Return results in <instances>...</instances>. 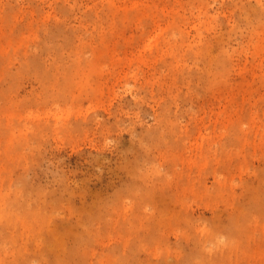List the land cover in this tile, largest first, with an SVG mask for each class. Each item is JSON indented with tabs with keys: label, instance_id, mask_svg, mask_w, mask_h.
Instances as JSON below:
<instances>
[{
	"label": "rangeland",
	"instance_id": "rangeland-1",
	"mask_svg": "<svg viewBox=\"0 0 264 264\" xmlns=\"http://www.w3.org/2000/svg\"><path fill=\"white\" fill-rule=\"evenodd\" d=\"M124 3L0 0V264H264V0Z\"/></svg>",
	"mask_w": 264,
	"mask_h": 264
},
{
	"label": "bare ground",
	"instance_id": "bare-ground-1",
	"mask_svg": "<svg viewBox=\"0 0 264 264\" xmlns=\"http://www.w3.org/2000/svg\"><path fill=\"white\" fill-rule=\"evenodd\" d=\"M123 1L124 0H106V2H107V7L109 8V10H110V12H111V16L112 17H123V16H127L128 15V6H127V4L126 3H124V4H122L123 3ZM137 6H139V5H137ZM191 166H193V164L191 165ZM202 166V165H201ZM200 167V166H199ZM199 169H201V168H199ZM202 170V169H201ZM201 170H199V171H201ZM191 178V177H190ZM219 181V180H218ZM191 182V181H190ZM220 182H222V181H220ZM194 183V184H193ZM192 184H193V186L195 185V182H193ZM191 184V183H190ZM189 184V185H190ZM220 184V183H219ZM221 186L223 185V183L222 184H220ZM225 187H226V185H224ZM189 187V186H188ZM215 187H217V186H215ZM224 187V188H225ZM191 188L193 189L194 187H192V185H191ZM206 188V187H205ZM204 188V189H205ZM222 187H220L218 190H217V188H216V193H218V192H220L221 190H223V189H221ZM191 189V190H192ZM195 189V188H194ZM203 189V190H204ZM221 189V190H220ZM189 190V189H188ZM184 191H185V189H184ZM186 191H187V189H186ZM205 191V193L207 192V188H206V190H204ZM213 191V190H212ZM214 191V192H215ZM222 192V191H221ZM9 193H11V192H9ZM13 193V192H12ZM16 193H17V191L16 192H14V194H15V196H16ZM209 193V192H208ZM211 193H213V192H210V194ZM179 194V193H178ZM214 194V193H213ZM11 195V194H10ZM186 195V194H185ZM157 196V195H156ZM173 198H174V196L173 195H171ZM177 196V195H176ZM19 197V196H18ZM18 197L16 196L15 198H14V202L13 203H10L9 205H7L6 203L5 204H0V206H1V212H0V222H2L3 223V226H9L11 223H12V221H14V218H15V216H18L19 214H17V212H18V210H19V208H20V204H19V199H18ZM172 197H169L170 198V200H171V198ZM181 197H182V195H181ZM177 198V197H176ZM209 198H210V196H209ZM152 200H154L155 198H151ZM159 199H160V196H159ZM184 199H185V197H184ZM233 199V198H232ZM165 200V199H164ZM211 200H213V199H211ZM165 201H167V199L165 200ZM172 201V200H171ZM187 201V200H186ZM186 201H184L185 203H186ZM167 202H169V201H167ZM182 202H183V200H182ZM182 202H181V204H182ZM183 202V203H184ZM188 202V201H187ZM40 203H42V202H40ZM51 203V202H50ZM49 203V204H50ZM173 203V202H172ZM231 203V202H230ZM162 204H164V202H162ZM188 204H189V202H188ZM232 205H233V203H231ZM46 205V204H45ZM173 205V204H172ZM192 205V204H191ZM41 206V205H40ZM155 206V205H154ZM174 206H176V205H174ZM182 206H184V205H182ZM189 206V205H188ZM156 207V206H155ZM163 207V206H162ZM173 207V206H172ZM171 207V208H172ZM39 208V207H38ZM42 209L44 208V207H41ZM39 209L40 210V221L38 222V224L35 226V225H33V227H30L31 229V231L32 232H35V231H39L40 232V234H41V227L42 226H44L45 227V224H46V222L48 223V225H50L49 223H50V221H49V219H51V218H53L54 216H55V214H57V213H54V211H53V213L54 214H49L48 215V213H43V211H41L42 209ZM47 210V209H46ZM101 210V209H100ZM52 210H50V212H51ZM170 211V210H169ZM173 211V210H172ZM163 213H165V211H163ZM187 213V212H186ZM38 214V213H37ZM37 214H34L33 215V219L34 220H36V216H37ZM51 215V216H50ZM179 215H182V216H185L184 214H179ZM161 217L160 218H162V216L163 215H160ZM181 216V217H182ZM172 218H174V217H172ZM177 218H179L178 217V215H177V217H175L174 218V220L173 221H178V220H180V219H178L177 220ZM186 218H187V216H186ZM191 218V217H190ZM214 218V217H213ZM233 218V217H232ZM231 218V219H232ZM157 219V218H156ZM159 219V218H158ZM157 219V220H158ZM240 219V218H239ZM238 219V220H239ZM188 220H191V219H189L188 218ZM187 219H186V221H188ZM221 220V219H220ZM235 220H237L236 218L234 219V221ZM222 221V220H221ZM52 222V221H51ZM216 222H218V221H216ZM236 222V221H235ZM220 222H218V224H219ZM231 223H233V222H231ZM239 223V222H238ZM256 223V225H257V222H255ZM245 224V223H244ZM243 224V225H244ZM47 225V224H46ZM54 225V224H53ZM52 225V226H53ZM235 225V227H236V224H234ZM233 224H232V227L234 226ZM243 225H239V229H240V226H243ZM54 226H59V225H57L56 223H55V225ZM219 226V225H218ZM60 227V226H59ZM226 227V226H225ZM231 227V226H230ZM229 227V228H230ZM49 228H50V226H49ZM212 228V227H211ZM243 228V227H242ZM241 228V229H242ZM244 228H245V226H244ZM46 229H48V228H46ZM54 229H55V227H54ZM53 228H52V230H54ZM60 228H56V230H59ZM215 229H211V231L213 232ZM243 230V229H242ZM49 231V230H48ZM74 231V230H73ZM76 231V230H75ZM210 231V230H209ZM209 231H208V233H209ZM68 232V231H67ZM231 232H232V230H231ZM59 233H62V232H59ZM64 233V232H63ZM211 233V232H210ZM214 233V232H213ZM37 234H38V232H37ZM216 234H217V232H216ZM33 235L35 236V234L33 233ZM39 235V234H38ZM37 235V236H38ZM42 235V234H41ZM56 235H57V233H56ZM60 234H58V236H59ZM214 235H215V233H214ZM241 235V234H240ZM64 236V235H63ZM76 236V235H75ZM206 236V235H205ZM216 236V235H215ZM238 236V235H237ZM36 237V236H35ZM39 237H40V235H39ZM178 237V236H177ZM202 237H204V236H202ZM231 237V236H230ZM61 238H62V236H61ZM187 238V237H186ZM233 238H236L235 236L233 237ZM60 239V238H59ZM63 239V241L66 239V237H65V239H64V237L62 238ZM68 239V238H67ZM190 239V238H189ZM206 239V238H205ZM239 239V238H238ZM191 240V239H190ZM212 239H210L209 241L210 242H212L213 241V244L214 245H216V246H219L220 245V242H221V239H218V237H217V239H215V240H212ZM234 239H231V243H234V242H232ZM237 240V239H236ZM58 241V240H57ZM63 241H62V244H61V242H60V245H61V248H60V251H59V254L57 253V255H63V257H61V261H63V260H67L68 261V259H72V258H69V257H71L73 254H75L76 252V250H78V249H82V250H85L86 249V247H83V246H81V245H83L82 244V242H81V239H80V237H78L77 239H76V241H75V245L73 246V247H69V248H66V244H63ZM187 241V240H186ZM197 241V240H196ZM200 241H201V239H200ZM35 242H36V246L37 247H39L38 249H36L35 251H33V252H35V253H37V252H39L40 250H41V244L43 243V241H42V239L40 238V240H39V238H38V240H35ZM230 242H226L222 247H220L221 249L223 248V247H229V243ZM53 243V242H52ZM56 243V242H55ZM54 243V245H58L57 243L55 244ZM65 243V242H64ZM84 243H86V242H84ZM195 243H197V242H195ZM68 244V243H67ZM53 245V244H52ZM51 245V246H52ZM63 245H65V246H63ZM62 246H63V248L64 249H62ZM68 246H69V244H68ZM67 246V247H68ZM232 246V247H231ZM230 246V249L231 248H233L234 249V247H233V245H231ZM48 247H50V246H48ZM58 247V246H57ZM83 247V248H82ZM52 248V247H51ZM50 248V249H51ZM59 248V247H58ZM57 248V249H58ZM48 249V248H47ZM53 249H55V246H53ZM210 249H212V248H210ZM210 249H208L207 247H203V249L200 251V254H199V256H197L196 255V253H194L193 252V254L191 255V257H189L190 259V261H191V264H199V263H201V264H203L204 262H207V264H211L212 262H214V264H215V262H217V261H214L213 259H215V257L216 256H218V252L217 251H215V252H213V250H210ZM233 249H232V251H233ZM20 250V249H19ZM37 250H39V251H37ZM26 251L28 252V251H32V250H30V248L27 246L26 247ZM86 251V250H85ZM230 251V250H229ZM47 252V251H46ZM208 252V253H207ZM61 253H63V254H61ZM197 253H199L198 251H197ZM232 253V252H231ZM18 254H21V253H19L18 252ZM170 254V253H169ZM168 254V255H169ZM177 254V253H176ZM175 254V255H176ZM206 254H209L210 256V260H213L212 262H210L209 261V259L207 260V258H208V256L206 255ZM37 255H39L37 258L39 259L40 258V260H45L46 258H44L43 257V255L41 254V252L40 253H37ZM183 256H184V254H182ZM181 254H179V256H182ZM231 255V254H230ZM170 256V255H169ZM176 256H178V255H176ZM194 256H197L196 258L194 257ZM27 257L28 256H26V255H21V256H17V257H15V258H13V260L11 261V264H30V262L29 261H27ZM68 259H67V258ZM195 258V259H192V258ZM166 258V257H165ZM170 258H172V257H170ZM177 258V257H176ZM180 258V257H179ZM179 258L177 259V261L179 260ZM30 259V258H29ZM167 259H168V257H167ZM171 260V259H170ZM187 260V259H186ZM167 262V261H166ZM218 262H220V260L218 261ZM170 263H172V262H170ZM183 263H185L184 261H183ZM63 264H65V263H63ZM188 264V263H187ZM206 264V263H205Z\"/></svg>",
	"mask_w": 264,
	"mask_h": 264
}]
</instances>
